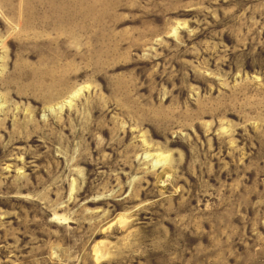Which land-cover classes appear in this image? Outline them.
Here are the masks:
<instances>
[{
	"label": "rangeland",
	"instance_id": "obj_1",
	"mask_svg": "<svg viewBox=\"0 0 264 264\" xmlns=\"http://www.w3.org/2000/svg\"><path fill=\"white\" fill-rule=\"evenodd\" d=\"M0 264H264V0H0Z\"/></svg>",
	"mask_w": 264,
	"mask_h": 264
}]
</instances>
